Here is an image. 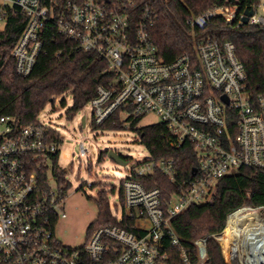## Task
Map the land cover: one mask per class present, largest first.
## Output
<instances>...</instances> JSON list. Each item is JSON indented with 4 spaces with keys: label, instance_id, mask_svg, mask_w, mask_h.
Here are the masks:
<instances>
[{
    "label": "built area",
    "instance_id": "2783aa9c",
    "mask_svg": "<svg viewBox=\"0 0 264 264\" xmlns=\"http://www.w3.org/2000/svg\"><path fill=\"white\" fill-rule=\"evenodd\" d=\"M250 11L247 24L264 29V0L244 9L239 4L214 7L188 19L187 25L203 30L221 17L238 28ZM14 13L25 20L11 53L19 76L31 75L50 32L73 41L105 60L112 76L89 102L91 126H102L116 113L122 121L132 114H155L176 147L193 146L198 166L191 179L178 181L175 159L140 162L121 183L112 211L118 224L96 228L84 245L74 248L56 234L58 223L67 218L68 184L59 183L52 168L60 133L47 122L49 116L40 119L44 110L28 125L0 116V264H206L207 238L195 241L194 261L173 230V220L209 200L217 182L239 169L264 172V94L254 98L248 93L235 45L206 39L197 44L196 57L184 54L166 62L151 33L155 11L139 9L134 0H0V30ZM87 125L85 117L81 127ZM80 151L89 154L83 142ZM156 173L178 184L168 202L160 189H147L137 180ZM262 212L264 207L240 208L227 216L222 231L210 235L220 242L228 264H264V246L254 254L250 241L257 220L264 224ZM170 245L176 256L167 250Z\"/></svg>",
    "mask_w": 264,
    "mask_h": 264
},
{
    "label": "trees",
    "instance_id": "16d2710c",
    "mask_svg": "<svg viewBox=\"0 0 264 264\" xmlns=\"http://www.w3.org/2000/svg\"><path fill=\"white\" fill-rule=\"evenodd\" d=\"M139 9L149 7L157 15L156 24L151 33L159 48L160 55L166 62H173L179 56L189 54L196 57V46L200 41L213 39L232 42L237 56L244 66L247 76V91L252 97L264 94V29L244 24L234 27L217 17L203 29H192L187 20L208 9L239 4L242 9L254 0H134ZM25 26L20 13L9 17L5 29L0 30V116H12L21 124L35 123L39 114L50 103L66 93L73 97V106L67 111L73 118L82 111L97 95L98 87L110 83L112 76L108 63L92 53L83 52L76 43L52 31L46 35L44 50L28 77L19 76L15 69L12 50ZM62 104L65 106L66 101ZM142 116L131 115L122 121L116 113L111 120L100 127L101 130H123L125 124L137 132L140 142L148 149L151 157L175 159L179 170V180L191 179L192 170L198 166L197 155L190 144L178 148L167 126L158 122L148 127L139 128ZM60 144L62 139L56 136ZM102 153L100 161H103ZM60 152L54 156L53 174L59 183H65L64 172L59 167ZM147 189L158 188L162 199L168 202L171 195L178 191V184H173L167 177L156 173L150 177H139ZM47 178L40 181L41 188ZM69 185H67L68 190ZM114 192V190H112ZM98 218L89 226L87 236L103 225L118 224L113 217L108 191L101 190L96 198ZM243 207L254 209L264 207V172L255 168H241L232 175L219 180L212 195L204 203L193 204L183 214L175 218L172 227L182 245L194 261L198 260L195 241L207 238L208 259L206 264H228L220 242L210 235L222 231L227 216ZM198 218L207 222L206 228ZM169 245V244H168ZM169 253L176 256L177 249L168 246ZM228 253V251L226 250Z\"/></svg>",
    "mask_w": 264,
    "mask_h": 264
},
{
    "label": "rangeland",
    "instance_id": "374dc122",
    "mask_svg": "<svg viewBox=\"0 0 264 264\" xmlns=\"http://www.w3.org/2000/svg\"><path fill=\"white\" fill-rule=\"evenodd\" d=\"M63 100L66 101L65 106L62 104ZM72 106L73 97L70 93H66L58 97L54 103L47 105L40 119L49 116L50 121L47 122L60 133L62 138V143L59 145V167L64 172L69 187L63 205L67 218L58 223L56 234L63 244L76 248L85 244L89 226L98 218V206L95 200L99 191H108L111 210L115 213V204L120 200L121 183L128 177L132 168H137L140 162L149 160L151 155L140 142L138 133L130 130L127 123L123 130H101L91 126L90 104L73 118H69L67 111ZM84 117L88 123L86 128L81 127ZM158 122H160L158 116L148 114L143 116L138 127L144 128ZM82 142L89 149L87 156L81 155ZM109 151L118 153L127 161V165L122 166L110 159ZM102 153H105V157L100 161ZM87 183L92 184L93 187H87ZM51 184L57 189L58 185L53 180ZM262 217L264 219V212ZM198 220L206 228H211L204 220L200 218ZM258 221L257 225L260 223Z\"/></svg>",
    "mask_w": 264,
    "mask_h": 264
},
{
    "label": "bare ground",
    "instance_id": "6f19581e",
    "mask_svg": "<svg viewBox=\"0 0 264 264\" xmlns=\"http://www.w3.org/2000/svg\"><path fill=\"white\" fill-rule=\"evenodd\" d=\"M252 218L255 219V216H252ZM258 222L260 223L256 226L257 230L255 234H253L250 238V241L252 243L251 247H252V250L254 251V254H261V249L264 246V225H262L261 220H259ZM259 225L261 228H259ZM224 233L225 235H227V233H229V229H227ZM228 244L229 243L224 239V246H226L225 249L227 250H229ZM226 254L228 253L226 252Z\"/></svg>",
    "mask_w": 264,
    "mask_h": 264
},
{
    "label": "water",
    "instance_id": "95a60500",
    "mask_svg": "<svg viewBox=\"0 0 264 264\" xmlns=\"http://www.w3.org/2000/svg\"><path fill=\"white\" fill-rule=\"evenodd\" d=\"M253 13L247 12L246 13V17L244 19V23L247 24L248 23V19L249 17L252 15ZM82 124H85V117L82 119ZM108 156L110 159H112L113 161L117 162L118 164L122 165V166H126L127 165V161L122 158L118 153H116L115 151H109L108 152ZM193 172H196V169H193ZM263 254H264V249H263Z\"/></svg>",
    "mask_w": 264,
    "mask_h": 264
}]
</instances>
